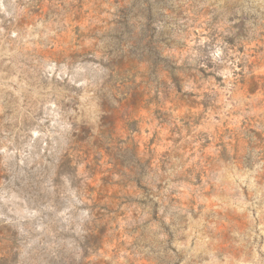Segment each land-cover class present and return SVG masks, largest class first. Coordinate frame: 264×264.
<instances>
[{"label":"rangeland","instance_id":"obj_1","mask_svg":"<svg viewBox=\"0 0 264 264\" xmlns=\"http://www.w3.org/2000/svg\"><path fill=\"white\" fill-rule=\"evenodd\" d=\"M0 264H264V0H0Z\"/></svg>","mask_w":264,"mask_h":264}]
</instances>
